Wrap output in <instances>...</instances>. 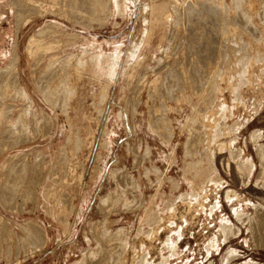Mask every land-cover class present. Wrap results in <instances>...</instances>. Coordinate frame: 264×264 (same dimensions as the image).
<instances>
[{
  "label": "rangeland",
  "instance_id": "374dc122",
  "mask_svg": "<svg viewBox=\"0 0 264 264\" xmlns=\"http://www.w3.org/2000/svg\"><path fill=\"white\" fill-rule=\"evenodd\" d=\"M4 1L0 43L10 54L0 53V72L10 68L13 59L15 68L8 69L7 81L0 83V121L5 125L25 109L26 122L16 129L27 133L19 143L0 148V188L6 172L1 168L3 160L15 156L11 164L26 168L13 193L2 189L0 264H121L124 256L125 264H139L140 257V264H264L260 162L264 159V95L248 87L236 91L232 71L252 58L264 89V0H224L221 11L183 21L174 17L177 0H170L172 18L165 28L166 39L158 43L162 35L156 31L158 37L150 40L152 49L143 50L144 62L137 65L135 75L108 89L105 106L111 114L106 118L108 133L103 135L97 127L101 90L96 79L85 74L77 81V95L65 107L63 88L57 86L60 76L50 79L56 64H48V59L56 55L63 59L58 65L63 76L65 67L85 48L73 36L83 35L81 26L88 22L90 36L112 43L110 50L103 44L104 52L115 46L125 51L140 40L133 14L124 17L112 11L110 16L107 10L100 20L87 21L89 1L85 0L72 9L80 15L73 21L72 14L58 8L60 0ZM35 1L36 12L30 7ZM126 5L135 11L132 0ZM52 22L61 28L51 32ZM46 25L40 47H47V52L27 53L31 37ZM158 46L162 52L157 57L164 58L169 47L173 57L180 59L177 71L171 72L169 95L159 99L162 105L155 97L151 102L149 85L153 75L161 76L158 85L166 82L167 70L172 68L157 63L153 49ZM145 70L153 77L135 94V77ZM182 91L184 99L175 101ZM24 93L27 100L20 98ZM31 100L37 109L36 122L30 114ZM133 101L139 103L134 107ZM8 114L11 117L5 119ZM48 116L50 130L32 139L41 119ZM256 134H260L257 140ZM207 147L215 151L213 159ZM57 157L70 166L68 172ZM239 162L244 164V175L238 170ZM96 169H102V176ZM5 185L10 188L13 181ZM27 221L45 232V243L41 245L40 239V250L32 254L27 251L29 241L21 237Z\"/></svg>",
  "mask_w": 264,
  "mask_h": 264
},
{
  "label": "bare ground",
  "instance_id": "6f19581e",
  "mask_svg": "<svg viewBox=\"0 0 264 264\" xmlns=\"http://www.w3.org/2000/svg\"><path fill=\"white\" fill-rule=\"evenodd\" d=\"M16 1H18V0H16ZM84 1L85 0H81L78 3V0H60L58 8L60 10H62L63 12H65V14L67 13L66 11H68L69 14L73 15L72 20L76 21V20H78L77 16H80V15H79L78 11L77 12H76V10L72 11V9H75L76 6H81ZM87 1H89V3H88V14H89L88 18L90 19L87 21H93L94 18L100 20L102 18L101 17L102 13L104 14V12L108 10V14L110 16L113 15L112 11H116V13L118 12L120 15H123L124 17H126V16L130 17L131 14H133V22L139 23L140 40L137 44L133 45L132 47L125 49V51H123L121 48H118L115 46L113 50L105 51V52L103 51V48H102L103 44L108 45V50H110L109 45L112 43H109L108 40H106L105 38H103L99 42V40L96 37L90 36V33L88 32L87 29H89L91 27V23L88 22L87 25H85V26L79 25L83 29V32H82L83 35L75 33L74 36L73 35H71V36L77 38L78 40L79 39L82 40L80 42H82L85 45V48H83V50L78 55H76V57L73 59L72 64L67 65V67H65V71L63 72V76H62L61 72L58 71V69H59L58 65L62 66V63L64 62L63 59L58 60L57 55H56V57L54 56L53 58L48 59V64H56L54 66L55 70L52 71V73L50 74V79H53V80H55L57 78L59 79L58 76H60L59 84H57V86L63 88L62 91L64 92L63 96L65 97V104H64L65 107L67 106V101L71 102V100H73L75 98V96L77 95V87H76L77 81H80L81 79H83L85 74H88L92 78L96 79L98 85L100 86V90H101L100 101H99L100 114L97 118V127L101 126L102 135H103V134L108 133V130L106 129V118L109 117L108 114H111V110L109 111V108L107 107V105L105 106V102L107 100V92L109 91L108 89L110 88V86L112 87V85H115L117 82L122 80L124 77L125 78L127 77V79H128V77L130 78L133 75H135V73H136L135 68L137 67L138 64H140V61L142 59L143 50H145L147 48L152 49V46H149V42L152 38L157 36L156 31L160 32V34L163 37L162 38L161 36H159L158 43H161L162 39H164V40L166 39L165 28H166L167 24L170 22L169 19L172 18V16H171L172 14L170 13V10L168 8V4L170 3V0H150L148 2H142V0H132L134 2V6H133L135 8L134 12H132L130 10V7H128L126 5L130 2V0H87ZM126 1H128V3H126ZM173 1H175V3H176V0H173ZM223 1L224 0H177L178 5L175 6L176 8L174 10V17H176V19L178 18V20H181V21H183L184 17L191 18L194 16L197 18H201L202 16L210 15L211 13H214L215 11H221L222 8L220 7V5H222ZM4 2H5L4 0H0V3L4 4ZM14 3H16V2L14 1ZM2 4H0V5H2ZM7 4H9V3H7ZM111 4H112V7H111ZM10 6H12V5H10ZM30 7L34 8L35 12H36V9L39 6L36 4V1H35L34 5L30 6ZM16 10H17V8H16ZM58 12H60V11H58ZM63 12H61V13H63ZM1 14L2 13L0 12V19L2 17ZM41 14H43V13H41ZM98 20H96V21H98ZM98 23H100V22H98ZM50 24H48L50 26V28H49V26L46 25L44 28L39 29L38 32L35 33L31 37V39L29 40V42L27 44V46H28L27 47V53L28 52H36V51H37L36 53H38L39 49L42 51L47 49V47L45 49H42L45 46L42 48L40 47L41 46L40 40L42 41V39H43L42 37H44L46 35V32H47L46 27L51 29L50 30L51 32L53 31L52 29H55V28L57 29V27H58V29L61 28L60 27L61 25H59L58 23L52 22L53 25H50ZM84 30H87V31H84ZM226 30L227 29H225V28L222 29V33L225 34ZM154 32H155V34H154ZM68 34H71V33H68ZM7 35L9 37L11 36L9 34H7ZM52 35H55V33H53ZM67 36H70V35H67ZM40 38H42V39H40ZM74 44H72V45H74ZM113 44H115V43H113ZM116 45H118V44H116ZM0 49H2V51L0 50V53L2 52L1 55L5 56L6 54H8V55L10 54L9 49L3 48L1 43H0ZM161 49L162 48H159V46L157 48L155 47V49H153L154 50L153 54H154L155 58L157 59V63H159V65H160L161 62H164L162 64L163 68L169 66V68L171 67L172 69L167 70L168 73H166L167 74L166 77L169 76L167 81L161 82L159 85H158V81L160 80L161 76L153 75L155 78L152 80V82L149 86H151V89H152L151 92L155 93V94H151L150 89L147 87V89H149V92H150L149 95L151 97V102L154 101V98L152 99V97L158 98V100L160 98L165 100L167 95H169V92L171 90L170 86H171V82H172V80L170 78V77H172L171 72H172V70L175 72L177 71L175 69V66L178 65L179 60H180L178 57H173V53L169 47L164 50V51H166L165 55L167 54L164 58L162 56L157 57L158 56L157 54ZM14 50H15V45H13V51ZM160 52H162V51H160ZM14 55H15V52L13 53V57H14ZM174 55H175V53H174ZM151 56H150V59H151ZM13 57H12V59H13ZM142 62H144V61L142 60L141 63ZM253 65H254V63L252 62V58H250L249 61H247V65L245 67H243L242 65H237V66H235V69H232V71L234 70V73H235L233 76V78H234L233 83L235 85V90L238 91V90H241L242 88L248 87L249 90L251 92H253L254 94L258 93V95L263 96L264 95V89H263V87L260 86V73L261 72L259 73L260 69H258L257 67H256L257 68L256 69ZM14 66H15V61L13 59L10 63V68H8V69L12 68L11 69V71H12ZM8 69L0 72V83L4 80L7 81V79H8L7 75H8V73H11V71H7ZM61 71H62V69H61ZM6 72H8V73H6ZM147 73H148V71L145 70V71H142L136 75V77H135V79H136V83H135L136 93L135 94H138L137 92L141 89V87H143V84L145 82H148L149 77L150 78L153 77L151 74H150V76H148ZM52 74H54V75H52ZM162 74H163V72H162ZM149 82H150V80H149ZM224 83H226L225 80H224ZM168 85H170V86H168ZM226 85H228V83ZM189 86H190L189 88H191L193 90V86L191 83ZM217 90L219 91V94H221V100H223V92L220 89L219 85L217 87ZM183 91H185V89ZM183 91L176 98L175 101L178 102L180 97H182L184 99L185 96H184ZM133 95H132V97H133ZM134 97H135V95H134ZM20 98H21V100H27L28 96L24 93L23 95H21ZM160 100H159V102H160ZM131 102H132V100H131ZM136 102H138V101H136ZM138 103L134 102V103H132V105H134V107H135L136 104H138ZM162 103L163 102H160L159 104L162 105ZM161 105H159V106H161ZM151 108H152V106H151ZM157 108L155 109V111H156L155 114L157 113ZM150 111L151 110L149 108V114L152 118V116H154V115H151V112L154 114L153 108H152V111L151 112ZM179 111L180 110H178V112ZM30 114L32 115V118L36 122L35 118H38V116H37V109L34 108L33 101L30 104ZM42 114H43V112H42ZM103 114H105V115H103ZM119 114L122 115L121 112H119ZM26 115H27L26 110L22 109V110H20L17 118H15L13 120L12 119L7 120L8 122H5V125H3L2 122L0 121V134L2 137V142L0 143V148L2 147L1 148L2 150L6 147L15 145L24 139V137H25L24 135L27 132L24 129H21L18 127H17L18 129H16V126L20 125L19 123L26 122V119H25ZM12 116H13V114H12ZM43 116H44V114H43ZM9 117H11V114H8L5 119H7ZM41 118H43V117H41ZM46 118L47 117H45V119L44 118L41 119L40 125L38 126V129L34 130L35 136H33L32 139L37 137L38 135L46 134V132H48L50 130V127H51L50 117H49V119H46ZM101 120H102V124H101ZM107 121H108V119H107ZM116 124H117V122H116ZM148 124H150V123H148ZM42 128H44V130L47 129L45 131V133L42 132L43 131ZM131 129H133V128L131 127ZM153 129H151V130L153 131ZM156 134H158V133H156ZM252 134H253V132H252ZM131 135L129 134V136H131ZM259 138H260V134H256L255 140H257ZM205 141L206 140H204L202 142H203V145L206 147L208 145V142L207 141L205 142ZM149 147L150 146H148V148ZM150 149H151V147H150ZM184 149H186V145H185ZM207 149L209 150L208 151L209 156H211V159H213L214 155H215V151H212V149L208 148V147H207ZM136 152H138V151H136ZM256 152H258V148L256 149ZM13 157H15V156H10L9 158L3 160V162L1 163V168L3 170L6 169L5 178L3 181L4 184H1V188H0V200H1L0 202H2V203L4 202V196H3L2 189L3 190H10L13 193V188L23 180V177H24L23 172H25V170H26L25 165H21L22 167L20 166L19 168H16V165L13 163L15 165V166H13V164H11L13 162V161L11 162V159ZM57 159H58V157H57ZM58 161H59V164L62 165L63 171L68 172V170H70L69 169L70 166L67 163H64V161H65L64 158L60 157L58 159ZM260 162H261V169L264 171V159ZM22 164H24V163H22ZM237 167H238V170L241 171L242 174L244 175L245 172H244V168H243L244 167L243 162H239ZM250 167H251V164H250ZM96 174H99L100 176H102V169L97 170ZM12 181H13V185L10 188H9V186L5 185L6 183H10ZM85 202H86V200H85ZM64 206L66 207V205H64ZM170 211H171V209H170ZM257 212H258V210H257ZM169 222H171V221H169ZM63 223H64V225L62 226L63 227L62 229H63V232H65L66 227H67V223L66 222H63ZM160 223L161 222H159V224ZM3 226H4L3 230H4V232H6L5 224ZM168 227H170V226H168ZM176 229H177L176 234L178 236H180L181 235V227L179 226ZM172 231H171V233H172ZM174 232L175 231H173V233ZM1 236H3V235H1ZM21 237L23 240L26 239L29 241V243H27V245L29 246L28 250H27L29 252V254H32L33 252L40 250L38 248L39 246L37 245V242H39L40 239L42 242L41 245H43L45 243V232L42 229H40L36 223H34L32 221L26 222V227H24L22 229V236ZM8 238H9V236H8ZM8 238H6V239H8ZM5 242H6V240H5ZM258 243H259V241H256V243H255L256 246L258 245ZM5 252H6V250H5ZM84 253H85V251H84ZM6 254H8V253L6 252ZM7 256H9V255H7ZM144 256H145L144 260H147V253H145ZM125 257L126 256H124L122 263L120 262L121 264H125ZM141 259L142 258L140 257V262H141ZM138 260L139 259H136L134 262H137ZM126 261H127V258H126ZM140 262H139V264H140ZM142 263L149 264V262H147V261H142Z\"/></svg>",
  "mask_w": 264,
  "mask_h": 264
}]
</instances>
